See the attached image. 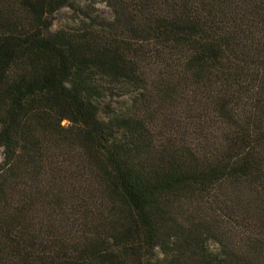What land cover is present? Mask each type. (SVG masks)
I'll return each mask as SVG.
<instances>
[{"label": "trees", "instance_id": "16d2710c", "mask_svg": "<svg viewBox=\"0 0 264 264\" xmlns=\"http://www.w3.org/2000/svg\"><path fill=\"white\" fill-rule=\"evenodd\" d=\"M85 1L0 0V264H264V0Z\"/></svg>", "mask_w": 264, "mask_h": 264}, {"label": "rangeland", "instance_id": "374dc122", "mask_svg": "<svg viewBox=\"0 0 264 264\" xmlns=\"http://www.w3.org/2000/svg\"><path fill=\"white\" fill-rule=\"evenodd\" d=\"M77 3H79L82 6H86L88 4L85 0H75ZM92 5L95 8L96 13L104 19L112 20L114 19L113 11L110 7L106 5L105 2L101 0H95ZM76 18V15L71 11L70 9L66 8L60 11L56 16L55 25L53 26V29L56 30L61 26H64L66 24L73 23ZM132 96H119L114 97L110 102L112 103L113 108L118 111L120 109H124L127 106L131 104ZM102 119H107V117L102 113L100 115ZM3 159V148L0 147V163Z\"/></svg>", "mask_w": 264, "mask_h": 264}]
</instances>
